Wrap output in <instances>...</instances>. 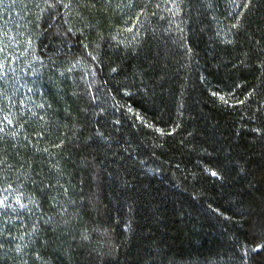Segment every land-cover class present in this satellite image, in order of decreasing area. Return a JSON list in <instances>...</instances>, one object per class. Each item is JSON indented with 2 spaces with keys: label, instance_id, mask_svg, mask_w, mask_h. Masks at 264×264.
Here are the masks:
<instances>
[{
  "label": "trees",
  "instance_id": "obj_1",
  "mask_svg": "<svg viewBox=\"0 0 264 264\" xmlns=\"http://www.w3.org/2000/svg\"><path fill=\"white\" fill-rule=\"evenodd\" d=\"M5 198L0 264H264V0H0Z\"/></svg>",
  "mask_w": 264,
  "mask_h": 264
},
{
  "label": "snow or ice",
  "instance_id": "obj_2",
  "mask_svg": "<svg viewBox=\"0 0 264 264\" xmlns=\"http://www.w3.org/2000/svg\"><path fill=\"white\" fill-rule=\"evenodd\" d=\"M7 119V118H6ZM9 123H11V121H9ZM213 175H216L215 173H213ZM17 204H19L20 208H24L26 207V205H24L23 203L20 202L19 198H17ZM0 206H4L7 207L8 205L6 204V198L5 199H0ZM254 251H259V248L254 249Z\"/></svg>",
  "mask_w": 264,
  "mask_h": 264
}]
</instances>
